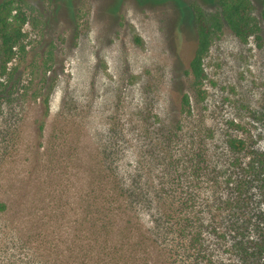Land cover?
Listing matches in <instances>:
<instances>
[{
  "label": "rangeland",
  "instance_id": "rangeland-1",
  "mask_svg": "<svg viewBox=\"0 0 264 264\" xmlns=\"http://www.w3.org/2000/svg\"><path fill=\"white\" fill-rule=\"evenodd\" d=\"M250 2L260 20L261 0ZM1 3L22 35L10 59L0 56V199L25 195L47 216L53 205L64 237L92 195L94 161L119 181L134 166L158 179L146 153L160 130L182 133L187 147L193 135L209 168H228L229 136L248 137L249 152L264 149V40H241L225 24L204 56L202 94L190 84L196 16L217 11L218 0ZM184 92L189 114L180 109Z\"/></svg>",
  "mask_w": 264,
  "mask_h": 264
},
{
  "label": "trees",
  "instance_id": "trees-1",
  "mask_svg": "<svg viewBox=\"0 0 264 264\" xmlns=\"http://www.w3.org/2000/svg\"><path fill=\"white\" fill-rule=\"evenodd\" d=\"M218 4L212 13L199 10L195 20L188 72L197 95L206 76L204 56L225 24L241 40L252 34L264 40V0L260 20L251 13L250 0ZM5 5L0 4L4 62L22 35V23L2 15ZM41 104L46 116L47 95ZM191 107L190 95L182 93L181 111L189 114ZM151 140L146 154L158 179L146 167L134 166L123 170L120 182L112 167L94 161L88 179L92 195L77 205L66 237L56 224L53 205L47 204V216L40 211L45 206L25 195L0 199V264H264V149L249 152L248 137L229 136L224 142L232 158L220 170L204 164L209 159L193 147L198 142L193 135L189 147L177 130H160Z\"/></svg>",
  "mask_w": 264,
  "mask_h": 264
}]
</instances>
